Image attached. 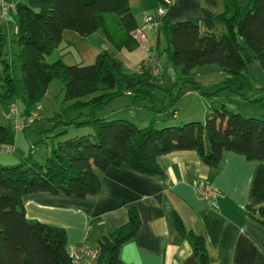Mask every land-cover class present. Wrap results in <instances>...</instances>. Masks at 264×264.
Masks as SVG:
<instances>
[{"label": "trees", "instance_id": "trees-1", "mask_svg": "<svg viewBox=\"0 0 264 264\" xmlns=\"http://www.w3.org/2000/svg\"><path fill=\"white\" fill-rule=\"evenodd\" d=\"M9 1L15 4L8 17L14 18L16 29L13 39L4 32L5 20L0 17V102L15 98L20 82L21 113L30 116L44 101L51 83L60 80L65 86L64 101H75L72 109L88 110L84 121L72 124L92 129L93 134L59 143L46 163L36 162L31 153L21 163L0 165V264H75L63 228L28 219L27 196L94 197L102 191L101 174L123 165L165 178L159 159L172 152L193 151L211 168H217L228 152L250 162H264V114L245 118L214 101L208 105L204 122L188 121L162 129L155 128L154 118L149 126L139 128L129 120L96 115L98 109L128 93L134 102H150L152 106L144 108L153 113H158L159 94L165 95L169 104L163 109L169 108L170 116L175 117L184 87L206 98H215L220 89L238 95L237 91L250 89L244 74L248 65L256 64L264 74V0H245L244 4L221 0L224 11L214 18L219 32H202L191 21L170 24L166 16L161 18L156 49L164 39V51L178 72V90L176 85L165 88L163 75L149 63L143 62L133 71L117 56L116 51L133 53L140 48L133 35L140 26L130 0ZM67 31L85 38L102 31L113 50H103L91 65H66L62 59L48 63L47 58L61 49ZM13 43L19 47L15 56ZM17 64L20 80L15 75ZM206 65H216L228 74L220 84L223 88L213 93H205L194 79L193 70ZM253 93L261 98L252 99L254 94L249 93L245 99L263 104L264 89L256 88ZM86 97L90 99L82 101ZM52 120L58 126L63 122L59 115ZM14 144L12 124L0 125V150ZM244 213L264 226V204L246 206ZM173 222L198 263L210 264L203 237L187 230L176 214ZM140 224L138 212L130 208L128 222L99 239L100 256L94 264H124L121 247L136 235Z\"/></svg>", "mask_w": 264, "mask_h": 264}, {"label": "crops", "instance_id": "crops-1", "mask_svg": "<svg viewBox=\"0 0 264 264\" xmlns=\"http://www.w3.org/2000/svg\"><path fill=\"white\" fill-rule=\"evenodd\" d=\"M130 5L140 27L164 8L170 24L191 21L202 32L221 31L214 18L225 7L221 0H130ZM158 38V31H148L139 49L149 47L151 52L161 53L162 43L156 49ZM87 42L77 33H64L67 47L77 43L82 54H93ZM109 43H103L95 54L113 50ZM124 51L116 53H121L117 56L130 69L131 54ZM150 64L152 70L161 71ZM188 93L196 95L201 105L205 103L199 100L203 97L200 94ZM190 114L191 118L200 114L196 105ZM171 118L173 125L183 123L177 114ZM159 163L165 178L138 173L127 165L110 167L101 174L102 191L94 197L27 196L26 215L31 221L63 228L69 250L83 244L98 250L99 239L125 225L129 209L135 208L141 224L136 235L121 247L124 264H199L189 242L174 226L176 214L187 230L203 237L210 264H264V226L244 213L246 206L264 204V162H250L228 152L217 168H211L203 165L195 152L181 151L162 156ZM200 178L213 188L209 203L202 202L196 192Z\"/></svg>", "mask_w": 264, "mask_h": 264}, {"label": "rangeland", "instance_id": "rangeland-1", "mask_svg": "<svg viewBox=\"0 0 264 264\" xmlns=\"http://www.w3.org/2000/svg\"><path fill=\"white\" fill-rule=\"evenodd\" d=\"M242 4L245 3V0H240ZM4 32L10 34L11 38L14 39V33L16 29V21L12 16H9L5 20ZM9 25V27L7 26ZM8 27V28H7ZM150 31V30H149ZM71 34V31H69ZM148 32V31H147ZM81 37L80 35H78ZM81 40H88L87 43L90 44V47L93 50V54L84 55L79 51L78 44L75 43L73 46H68L63 44L62 48L59 51H56L53 55L47 58L48 63H54L59 59H62L66 65H91L95 62L96 56L99 53L100 47L103 43L108 42L105 35L102 31H98L96 35L90 37H81ZM161 49L159 54H156L155 51L151 52V49L146 47L145 49H138L136 52L130 53L124 51V54H131L132 66L131 70L136 71L139 69L141 63L147 62L152 63L153 69L161 70L159 73L163 75V84L165 88H170L176 85V90L180 87L178 81V72L175 67L168 60V56L165 53L164 49L167 47L165 40L161 41ZM110 44V43H109ZM111 45V44H110ZM156 43L154 44V47ZM13 55L19 51V47L16 43H13ZM112 48V47H111ZM102 51V50H101ZM118 56L120 52L116 53ZM15 58V57H14ZM154 66L156 68H154ZM16 77L17 79L22 78L20 67L17 64ZM195 74V81L199 83L202 87V90L205 93H213L223 88L222 84L227 80L228 74L221 71L216 65H206L196 67L193 70ZM246 78L249 81L251 86L250 89L246 88L244 90L236 92L230 91L229 89H220L218 95L214 98L200 97L201 102H205L201 105L197 101L196 95H188V87H184L182 94L179 97L177 103V116L181 122L188 121H199L204 122V116L207 111L208 105L212 102H221L228 105L232 110L241 114L245 118H259L264 114V99L263 104L259 102H250L245 99L249 93L254 94L252 99L261 98L260 95L253 93L254 90L259 87L264 89V74L257 67L256 64L248 65L247 69L244 71ZM175 90V91H176ZM65 95V86L62 81L54 80L45 96L44 101L42 102L43 109L41 110V120L36 122L31 127L27 128L25 131H15V144L12 148L5 147L0 150V165H15L21 163L22 161L28 159L32 153V157L38 163H46L49 157L52 155L53 148L59 146V143L65 142L67 139L74 137H82L85 135L93 134L92 129L81 128L78 129L73 125V122H82L87 118L88 110L78 111L72 109V105L75 101H64ZM161 99L160 104L158 105V113H153L150 110L144 108V105L152 106L150 102H134L131 97L122 96L112 103H109L102 108L96 111L98 117H102L108 120L112 119H125L133 122L140 128H144L150 125L155 119L154 126L157 129H162L172 126V118L170 117V109H163L164 105L169 104V100L165 95L159 94ZM23 98V85L18 83L17 96L11 100H8L6 103L0 102V125H11L14 118V110L17 108L20 112L24 110V104L22 101ZM90 97L83 98L82 101L89 100ZM216 102V103H217ZM196 105L200 111V114L197 117L191 118L190 108ZM203 108L206 111H203ZM62 117V124L59 126L55 124L52 120L56 116ZM44 141V142H43ZM32 147L34 150H31Z\"/></svg>", "mask_w": 264, "mask_h": 264}, {"label": "built area", "instance_id": "built-area-1", "mask_svg": "<svg viewBox=\"0 0 264 264\" xmlns=\"http://www.w3.org/2000/svg\"><path fill=\"white\" fill-rule=\"evenodd\" d=\"M15 9V4L9 0H0V17L4 20L8 18L10 10ZM167 15V10L161 8L158 10L156 16L148 17L145 24L139 27L134 32V38L141 44L147 39V31H158L160 27V20ZM140 69V67H139ZM130 95V93H128ZM42 105H38L37 109L30 115L24 116L16 108L14 110L15 118L12 122L13 129L17 131H25L27 128L34 125L41 120ZM196 192L200 200L204 203H209L214 195L211 184L203 178L196 182ZM70 256L75 264H94L99 258L100 253L98 250L91 249L87 244L76 246L70 250Z\"/></svg>", "mask_w": 264, "mask_h": 264}]
</instances>
